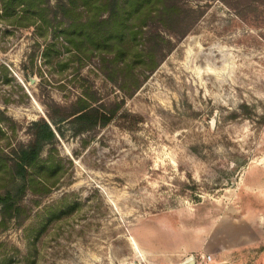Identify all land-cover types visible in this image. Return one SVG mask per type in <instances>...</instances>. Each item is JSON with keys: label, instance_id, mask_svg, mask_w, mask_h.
Masks as SVG:
<instances>
[{"label": "rangeland", "instance_id": "rangeland-1", "mask_svg": "<svg viewBox=\"0 0 264 264\" xmlns=\"http://www.w3.org/2000/svg\"><path fill=\"white\" fill-rule=\"evenodd\" d=\"M179 3L195 11L188 33L124 100L126 119L78 137L60 126L61 178L48 195L26 196L25 222L0 228V257L264 264V0ZM51 41L0 19V111L14 123V135L2 126L12 145L53 105L75 101L80 83L120 99L95 60L80 70L63 50L43 60ZM65 203L69 214L40 225Z\"/></svg>", "mask_w": 264, "mask_h": 264}, {"label": "trees", "instance_id": "trees-1", "mask_svg": "<svg viewBox=\"0 0 264 264\" xmlns=\"http://www.w3.org/2000/svg\"><path fill=\"white\" fill-rule=\"evenodd\" d=\"M194 12L182 7L179 0H0V19L33 28L40 38L51 35L52 41L41 51L43 60L60 55L61 50L68 53L77 70L95 60L101 78L120 93L118 102H106L92 85L80 83L75 101L68 106L53 105L46 118L29 123V140L13 145L2 126L14 135V123L0 111V140L5 141V148L0 145L1 229L11 221L25 222L29 217L26 196L48 195L61 178L62 159L54 157L57 137L62 136L60 126L66 124L71 136L78 137L115 119H126L120 113L124 100L188 33L190 25L183 24ZM72 208L65 203L56 213L48 211L40 225L61 219ZM0 264H11V257L3 254Z\"/></svg>", "mask_w": 264, "mask_h": 264}, {"label": "water", "instance_id": "water-1", "mask_svg": "<svg viewBox=\"0 0 264 264\" xmlns=\"http://www.w3.org/2000/svg\"><path fill=\"white\" fill-rule=\"evenodd\" d=\"M184 264H193V261H192V259H189V260L185 261Z\"/></svg>", "mask_w": 264, "mask_h": 264}]
</instances>
